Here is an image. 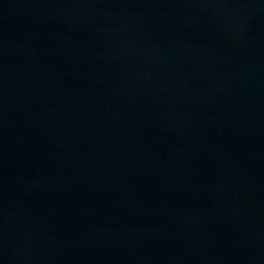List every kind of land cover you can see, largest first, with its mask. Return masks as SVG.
Here are the masks:
<instances>
[{"label":"water","instance_id":"1","mask_svg":"<svg viewBox=\"0 0 264 264\" xmlns=\"http://www.w3.org/2000/svg\"><path fill=\"white\" fill-rule=\"evenodd\" d=\"M0 264H264V0H0Z\"/></svg>","mask_w":264,"mask_h":264}]
</instances>
